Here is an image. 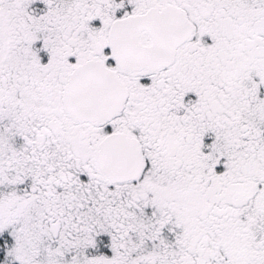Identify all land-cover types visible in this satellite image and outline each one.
I'll return each instance as SVG.
<instances>
[{
  "label": "snow or ice",
  "instance_id": "obj_1",
  "mask_svg": "<svg viewBox=\"0 0 264 264\" xmlns=\"http://www.w3.org/2000/svg\"><path fill=\"white\" fill-rule=\"evenodd\" d=\"M0 264H264V0H0Z\"/></svg>",
  "mask_w": 264,
  "mask_h": 264
}]
</instances>
